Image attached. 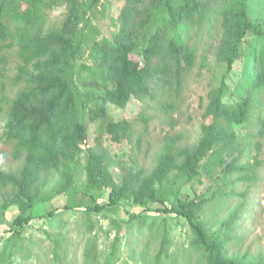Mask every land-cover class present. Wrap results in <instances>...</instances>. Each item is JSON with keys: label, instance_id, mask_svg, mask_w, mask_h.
Masks as SVG:
<instances>
[{"label": "trees", "instance_id": "16d2710c", "mask_svg": "<svg viewBox=\"0 0 264 264\" xmlns=\"http://www.w3.org/2000/svg\"><path fill=\"white\" fill-rule=\"evenodd\" d=\"M123 1L120 13L113 17L104 0H0V49L15 37L21 62L15 83L23 84L3 125L4 141L13 144V157L23 162L8 172L0 166V223L6 221L9 209L18 210L6 231L8 242L1 256H7L8 244H15L32 228L38 205L65 196L72 202L63 210L83 209L90 232L100 218L108 219V208H121L123 203L140 209L137 214L128 211L126 222L139 231L150 220L152 232L156 221L163 220L153 264H163L168 256L169 221L178 219L189 226L188 251L198 257V264H264V256L234 248L244 238L241 216L247 202V192L239 194L237 186L252 185L256 171L250 163H241L237 154L242 153L241 131L251 112V94L264 87V7L259 3L254 15V0ZM59 2L67 5V14L57 28L49 26L48 12ZM23 6L29 9L27 22ZM219 19L221 37L214 55L223 71L208 93L203 114L207 122L198 142L180 146V136H167L150 171L113 158L105 147L106 136L113 143L133 146L137 137L135 121L110 119L109 106L124 109L136 99L146 109L157 87L171 86L195 66L198 49L185 35L195 26L201 29L206 21ZM241 60L245 70L236 87L237 99L227 102L228 80ZM101 119L103 133L89 146V125ZM141 120L148 124L144 114ZM141 147L138 138L135 148ZM114 167L120 169L121 182L111 185ZM214 170L220 171L222 182L207 198L198 190ZM106 189L107 203H100L97 195ZM82 196L94 199V204L82 206ZM235 196L242 200L232 206ZM59 211L56 207L43 217L52 219ZM150 211L158 217L145 216ZM111 221L108 238L115 235L111 244L102 250L94 237L86 247L84 264L119 261L117 250L124 236L120 221ZM44 233L55 244L59 261L65 240ZM11 257L10 253L7 261Z\"/></svg>", "mask_w": 264, "mask_h": 264}, {"label": "rangeland", "instance_id": "374dc122", "mask_svg": "<svg viewBox=\"0 0 264 264\" xmlns=\"http://www.w3.org/2000/svg\"><path fill=\"white\" fill-rule=\"evenodd\" d=\"M110 7L111 15L118 16L123 8V0H104ZM259 3L264 7V2L254 0L251 11L258 14ZM23 20H30L29 9L22 7ZM67 14V5L59 2L54 9L48 12V24L53 27H60ZM213 14L211 18H213ZM110 21H107L109 23ZM221 20L206 21L199 29L195 26L190 33L185 35L189 38V43L198 49L195 66L187 69L179 79L165 88L155 89V99L149 100L146 109L144 104L136 99H132L126 108L109 106V118L115 121L123 119L133 120L136 124V137L142 142L141 149L135 148L128 142L121 144L113 143L108 136L105 137V147L108 148L118 161L127 162L129 166L150 171L154 167L155 158L162 149L167 136H180V146L195 145L202 132V124L207 122L203 118L205 107L208 104V93L214 88L222 74L223 68L217 65L214 55L215 48L219 44L221 37ZM212 24L215 29L211 31ZM13 33H15V30ZM15 37L8 40L4 47L0 49V166L8 172L17 169L23 162L15 160L13 157L14 146L3 139V125L11 105L18 92L23 88V84L15 83L18 74L20 59L18 56V45ZM247 46V45H246ZM245 61L238 62L228 80L231 94L226 99L232 102L237 99L236 87L240 84ZM252 106L249 119L242 129L243 146L242 153H238L241 163H250L256 167L255 179L252 185L240 183L237 192L242 194L247 192V202L243 208V240L234 246L236 252H250L253 255L264 256V87L252 92ZM145 115L148 124H144L141 116ZM103 120H98L89 125L88 145L93 146L97 135L103 133V128H99ZM110 184L121 182V172L117 167L112 168ZM206 177L204 185L200 186L198 192L207 193V198H211L213 193L219 188L222 182V175L219 170H214ZM80 182L84 180V173L79 176ZM109 190L97 195L100 203H107ZM240 196H235L231 205L235 206L241 202ZM82 206L94 204V199L87 196L81 197ZM72 199L62 196L54 203L40 204L33 212L36 219L32 228L27 229L23 238L9 245V252L12 257L7 261V256L2 257V251L7 244L6 231L13 218L18 214V210L13 207L9 209L6 221L0 223V258L3 264H84L85 250L94 237L101 245L102 250L108 247L114 236L108 238L112 231V219L118 220L121 226L123 239L120 243L117 256V264H153L155 255L160 248L161 219L156 221V225L150 232L147 227L142 231L134 225H126L130 219V213L137 214L139 208H135L132 203H123L121 208H108L106 213L108 219H99L93 232H90L83 220V209L75 211L63 210V205L71 203ZM159 205H155L158 207ZM59 207L60 213L50 219L43 217L48 210ZM148 217H158L154 211L146 213ZM172 217L173 215H161ZM225 217V214L223 215ZM172 245L168 256L163 259V264H198V257L189 249L190 229L183 219L170 220ZM161 230V229H160ZM214 230V229H213ZM48 232L54 240H65L63 248L59 250L60 260L57 261L54 255L55 244L50 241L44 232ZM114 234V232L112 233ZM2 238V239H1ZM263 258V257H262Z\"/></svg>", "mask_w": 264, "mask_h": 264}, {"label": "built area", "instance_id": "2783aa9c", "mask_svg": "<svg viewBox=\"0 0 264 264\" xmlns=\"http://www.w3.org/2000/svg\"><path fill=\"white\" fill-rule=\"evenodd\" d=\"M86 147V146H85Z\"/></svg>", "mask_w": 264, "mask_h": 264}]
</instances>
